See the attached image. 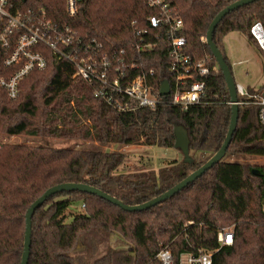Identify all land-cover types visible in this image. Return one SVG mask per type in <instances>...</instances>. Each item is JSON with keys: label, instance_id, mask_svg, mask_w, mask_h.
<instances>
[{"label": "trees", "instance_id": "16d2710c", "mask_svg": "<svg viewBox=\"0 0 264 264\" xmlns=\"http://www.w3.org/2000/svg\"><path fill=\"white\" fill-rule=\"evenodd\" d=\"M184 22L185 52L205 60L211 72L200 102L188 109L164 101L156 109L119 111L96 96L98 84L74 77L75 65L59 60L41 46L48 59L43 70H33L21 82L17 98L0 87V135L50 137L80 141L83 146L57 148L0 140V264H21L26 213L51 186L87 183L129 205L166 192L215 154L225 141L232 115L230 93L216 59L202 40L215 16L237 0H162ZM75 16L66 0H23L22 9L44 11L59 27L70 26L77 39L102 44L104 50H125L129 61L154 69L152 83L176 77L166 44L165 27L153 30L149 17L160 10L148 0H82ZM264 26V0L228 13L214 32V41L229 57L225 37L234 31L256 41L251 26ZM4 24L0 21V32ZM148 30V32H146ZM159 33L161 37L155 39ZM155 46L139 51L140 39ZM10 47L0 45V78L14 70L4 65ZM231 66V64H230ZM215 68H217L215 70ZM241 99V98H240ZM182 124L190 137V151L208 154L194 162L169 160L157 169L128 171L122 151H105L92 143L175 147V127ZM264 156V127L258 107L240 104L238 126L228 154ZM146 165V163L144 164ZM257 175L250 166L223 158L173 197L143 211H126L97 195L66 191L53 195L32 218L29 264H164L158 254L169 249L173 263L183 254L213 252V264H264V166ZM83 204V210L73 205ZM231 229L232 245H221L218 233ZM118 233L125 248L107 247L96 257L77 253L83 235ZM96 244L100 240H94ZM96 253L97 246L93 249Z\"/></svg>", "mask_w": 264, "mask_h": 264}, {"label": "built area", "instance_id": "2783aa9c", "mask_svg": "<svg viewBox=\"0 0 264 264\" xmlns=\"http://www.w3.org/2000/svg\"><path fill=\"white\" fill-rule=\"evenodd\" d=\"M149 6L160 10L158 15L149 17L153 30L165 27V40L171 58V70L176 80L170 84V93L164 98L156 91L152 77L154 69L140 68L139 63L129 61L125 50L106 51L102 44L84 42L77 39V32L65 25L53 23L44 11L34 12L22 9L23 0H0V21L4 24L0 32V45L13 48L5 58L4 65L14 70L0 78V87L12 99L21 92V82L33 70H43L48 59L40 47L49 48L59 60L72 62L76 67L74 77H81L89 83L98 84L96 96L106 100L119 111L130 112L141 108L156 109L164 101L188 109L201 101L205 94V78L212 71L205 60H195L185 52L186 38L181 34L184 22L174 15L169 5L162 0H148ZM79 0H66L67 13L75 16L79 12ZM148 32V30H146ZM251 34L264 52V26L260 21L251 26ZM161 35L157 33L155 39ZM206 41L205 38H202ZM155 44V43H154ZM140 39L139 51H147L155 46ZM217 68H215L216 70ZM240 104L258 107V119L264 127V86L246 89L237 84ZM241 98V99H240ZM221 245H232L234 233L231 229L218 233ZM164 264H172V253L164 249L158 254ZM180 264H213V252L183 254Z\"/></svg>", "mask_w": 264, "mask_h": 264}, {"label": "rangeland", "instance_id": "374dc122", "mask_svg": "<svg viewBox=\"0 0 264 264\" xmlns=\"http://www.w3.org/2000/svg\"><path fill=\"white\" fill-rule=\"evenodd\" d=\"M224 45L227 55L230 60L233 76L237 84H241L246 89H259L264 86V52L259 45L251 43L248 37L239 31H234L228 34L224 39ZM0 140L16 143L52 146L57 148H75L83 146L77 140H65L50 137H33V136H12L6 137L0 135ZM94 148L105 151H122L128 157V171L137 169V165L141 164V169H159L166 165L169 160L184 159L183 153L175 147L165 148L149 145H118V144H100L92 143ZM191 155L196 158L208 157V154L202 152H191ZM227 161H239L250 166L252 169H260L264 166V156L243 155L239 152H234L225 155ZM146 163V165H144ZM83 204L73 205L74 210H83ZM100 240L98 244L95 241ZM126 243L122 240L118 233L110 236L93 231L87 235H83L78 241L76 250L77 253L85 252L86 255L93 258L101 254L107 247L125 248ZM97 246L98 251L95 253L93 249Z\"/></svg>", "mask_w": 264, "mask_h": 264}, {"label": "water", "instance_id": "95a60500", "mask_svg": "<svg viewBox=\"0 0 264 264\" xmlns=\"http://www.w3.org/2000/svg\"><path fill=\"white\" fill-rule=\"evenodd\" d=\"M255 1L257 0H237L226 6L215 16L205 36V40H206L205 42L208 44L212 54L216 59L219 69L222 71V74L225 78L231 97L232 115H231L228 132L221 148L215 154H213L201 167H199L197 170H195L190 175L185 177L183 180L178 182L172 188H170L166 192L162 193L161 195L151 200H148L144 203L137 205L126 204L123 201L119 200L118 198L112 196L111 194H108L104 190L87 183L65 182L51 186L39 198H37L27 210L26 228H25V236H24V250L22 254L21 264H29V260L31 256L32 227H33L32 218L36 210L41 206H43L44 203L53 195L66 191H81V192L97 195L115 205L120 206L122 209L126 211H143L153 206H156L157 204L167 200L168 198L173 197L175 194H177L179 191L187 187L189 184L193 183L196 179L201 177L206 171L211 169L215 164H217L224 158L238 126L240 103L237 92V83L233 76L232 68L230 64L227 62L222 50L218 47V45L214 41V32L220 21L228 13ZM170 89H171L170 82L168 80H163L161 84L160 94L164 98H166V96L170 93ZM175 135H176L175 148H177L183 153L184 155L183 161L185 163L194 162V158L191 155V151H190V137L187 129L182 124H179L175 127ZM253 172L256 173L257 175L261 174L259 169H253Z\"/></svg>", "mask_w": 264, "mask_h": 264}, {"label": "crops", "instance_id": "0c3cea01", "mask_svg": "<svg viewBox=\"0 0 264 264\" xmlns=\"http://www.w3.org/2000/svg\"><path fill=\"white\" fill-rule=\"evenodd\" d=\"M227 36H228V35H227ZM227 36H226V37H227ZM226 37H225V38H226Z\"/></svg>", "mask_w": 264, "mask_h": 264}]
</instances>
